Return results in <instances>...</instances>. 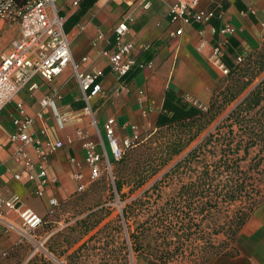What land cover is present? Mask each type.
Here are the masks:
<instances>
[{
  "label": "crops",
  "instance_id": "obj_1",
  "mask_svg": "<svg viewBox=\"0 0 264 264\" xmlns=\"http://www.w3.org/2000/svg\"><path fill=\"white\" fill-rule=\"evenodd\" d=\"M172 1L150 0V6L144 8L139 0H95L84 13L77 15L79 4L74 6L72 0H57L59 13L64 17L63 28L74 36L71 42L73 60L83 70L100 73L103 92L91 99V112L86 111V102L70 64L51 82L37 77L35 89L20 90L0 110V194L16 192L25 207L46 215L49 195L63 201L75 189V167L69 158L83 160V139L76 136L78 128L86 132L85 139L97 142V130L105 138L102 124L109 117L115 119L119 138L131 135L132 124L140 132L155 127L168 89L191 102L198 100L205 106L214 87L208 56L219 39L217 32L211 33L212 27L218 30L230 24L235 33L229 37L243 49L259 46L264 32V0H199L202 8L213 12L206 24L171 21L169 6ZM121 20L128 24L126 37L134 43L136 61L150 65L144 68L134 66L118 78L101 51L106 46L112 47L113 28ZM180 26L182 33L177 35L175 31ZM98 33H102L99 40L96 39ZM18 36V24H8L0 19V57L11 49ZM83 56H86L85 61L81 60ZM133 72L134 75L127 79L126 76ZM121 84L124 85L122 90L119 89ZM53 89L62 95L61 111L75 113L63 128L58 127L49 108L44 110L43 119L36 118V112L40 110L39 100ZM17 102H21L25 114L33 118L26 128L28 133L39 137L43 143L48 139L63 142V147L51 154L46 162L50 182L44 187L43 197L34 195V184L28 182L24 175L20 180L13 178L14 173L23 171L21 163L13 158L16 145L9 141V134L14 129L12 119L19 116ZM96 103L98 106L95 108ZM43 125L46 134L41 133ZM27 151L34 160L37 159L32 147L28 146ZM11 214L7 213L8 218ZM232 245L234 253L217 255L197 264H264V202L247 217Z\"/></svg>",
  "mask_w": 264,
  "mask_h": 264
},
{
  "label": "trees",
  "instance_id": "obj_2",
  "mask_svg": "<svg viewBox=\"0 0 264 264\" xmlns=\"http://www.w3.org/2000/svg\"><path fill=\"white\" fill-rule=\"evenodd\" d=\"M94 1L78 0L77 15ZM225 49L223 60L228 73L213 87L205 108L166 90L146 143L134 148L140 140L120 159L112 161L117 164L115 191L120 194L128 186L131 194L185 151L238 100L212 130L162 174L161 179L188 170L192 174L175 194L152 210L146 209V216L133 229L128 220L134 215L136 203L144 204L141 199L150 200V195H154L153 202L161 197L155 190L158 180L122 206L118 219L126 228L124 252L143 255L147 264H168L180 256H197L190 263L197 264L234 253L232 243L238 230L264 197V186L258 183L260 175H264V38L257 49L247 51L228 37ZM237 55L242 58L240 62L234 61ZM133 75L134 72L126 78ZM127 159L133 163L124 173ZM247 159L243 167L241 162ZM81 223L87 232L99 221L92 225L86 220Z\"/></svg>",
  "mask_w": 264,
  "mask_h": 264
},
{
  "label": "built area",
  "instance_id": "obj_3",
  "mask_svg": "<svg viewBox=\"0 0 264 264\" xmlns=\"http://www.w3.org/2000/svg\"><path fill=\"white\" fill-rule=\"evenodd\" d=\"M56 2L57 0H0V19H4L8 24L16 23L19 26L18 38L14 40L11 49L0 57V110L20 90L35 89L38 86L37 77L45 82H51L64 71L68 64L72 67L76 83L86 102L84 107L86 111L91 112V99L103 92L99 80L100 73L83 70L73 60L71 42L74 36L64 30V17L60 15ZM139 2L144 8H148L151 4L150 0H139ZM72 4L77 6L78 0H72ZM169 14L173 22L206 24L213 12L202 8L199 0H173L169 6ZM128 31V24L125 20L118 22L113 28L112 47L106 46L101 51L102 55L108 59L110 70L118 78L126 75L134 66L144 68L150 65L136 61L133 52L134 43L126 37ZM215 32L218 33L219 39L211 48L208 58L223 75H226L229 69L223 60L225 46L227 38L235 33V28L230 24L218 30L212 27L211 33ZM175 33L177 35L182 33L181 26L176 29ZM101 38L102 33H98L96 39ZM204 44L205 41L201 42V46ZM81 60L85 61L86 56H83ZM241 60L239 55L234 59L235 62ZM119 89H124V85L121 84ZM61 99L62 95L56 89L43 96L38 102L40 110L36 112V118L43 119L44 110L49 108L56 118L58 127L63 128L65 122L73 118L75 113L62 112ZM16 107L19 116L12 119L14 129L9 134V141L16 145L13 158L21 163L23 171L14 173L13 178L20 180L24 175L28 182L34 184V195L43 197L44 187L50 182L47 178L46 162L51 154L63 147V142L60 140L52 142L48 139L43 143L39 137L32 136L26 128L33 122V118L25 114L21 102H17ZM130 128V136L119 138L116 134L115 119L109 117L102 124L105 138L97 130L99 138L97 142L85 139L86 132L82 129L76 130V136L83 139L81 146L84 153L83 160L69 158L75 167L73 174L76 181L75 192H83L89 184L101 177L103 171H107L113 184L111 162L120 159L127 149L141 140V132L137 126L132 124ZM41 133H47L45 125L42 126ZM28 146L34 150L36 160L28 153ZM83 166L86 167V172ZM114 193L116 194L115 191ZM60 203L55 196L49 195L46 215L51 216L57 213ZM8 212L14 213L20 219L19 225L10 221L7 216ZM44 222V216L30 207H25L21 196L16 192L0 194V223L6 228L15 229L23 235L35 230ZM7 254V250L0 249V258L6 257Z\"/></svg>",
  "mask_w": 264,
  "mask_h": 264
},
{
  "label": "rangeland",
  "instance_id": "obj_4",
  "mask_svg": "<svg viewBox=\"0 0 264 264\" xmlns=\"http://www.w3.org/2000/svg\"><path fill=\"white\" fill-rule=\"evenodd\" d=\"M262 12H264V8H262ZM262 38H264V32L261 33L259 46ZM246 50L253 51L254 48ZM208 64L214 79L213 86H215L226 75H223L209 60ZM192 101L200 105L198 100ZM237 101L229 105L185 151L174 157L167 166L153 175L142 187L133 193L130 194L128 186H124L122 192H120L122 195L118 194L108 177L107 171H103L101 177L89 184L83 192L77 193L73 191L66 199L60 201L58 212L51 216L44 215L45 222L35 230L28 231L27 234L22 235L19 231L6 228L0 223V249H5L8 252L6 257L0 258V264H147L143 255L135 253L127 255L124 252L122 241L127 236L126 228L122 220L118 219L122 206L130 203L142 191L151 187L158 180L155 190L160 193L161 197L153 202L154 195H150V200L146 197L141 199L144 204L136 203L134 215L128 220V224L133 229L146 216V209L148 210L150 207V210H152L175 194L182 184L190 180L192 174L188 170L184 173L161 179L162 174L194 146L202 136L212 130ZM207 104L208 102L205 106H200L205 108ZM97 106L98 103L94 105L95 108ZM153 129L154 127L143 130L141 132V143L134 148H140L145 144L147 134ZM252 155L253 153H250V156ZM248 162L249 160L247 159L242 161L241 164L246 167ZM132 163L129 159L124 161V173L128 172V168ZM116 168L117 164L111 162V171L114 179L117 176ZM258 183L261 187L264 186V175H260ZM262 202H264V197L255 206V209L260 207ZM9 219L16 225L21 222L14 213L11 214ZM83 220L88 221L91 225L97 220L99 223L84 232L81 223ZM197 258V256L187 258L180 256L174 261L168 262V264H190L191 260L194 261Z\"/></svg>",
  "mask_w": 264,
  "mask_h": 264
}]
</instances>
